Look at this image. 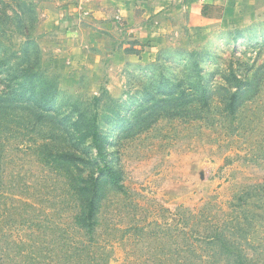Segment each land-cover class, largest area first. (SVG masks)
<instances>
[{"label": "rangeland", "instance_id": "374dc122", "mask_svg": "<svg viewBox=\"0 0 264 264\" xmlns=\"http://www.w3.org/2000/svg\"><path fill=\"white\" fill-rule=\"evenodd\" d=\"M192 1L0 0L4 264H264V0Z\"/></svg>", "mask_w": 264, "mask_h": 264}, {"label": "trees", "instance_id": "16d2710c", "mask_svg": "<svg viewBox=\"0 0 264 264\" xmlns=\"http://www.w3.org/2000/svg\"><path fill=\"white\" fill-rule=\"evenodd\" d=\"M213 8H214V7H213V5H211V4H204V5L202 6V8H201V15L204 16V17H208V18L211 17V16H210V13H211V10H212ZM218 8L220 9V7H218ZM94 118H95V117H94ZM94 118H93V120H94ZM91 131H92V133L94 134V136H96V128H95V125H94V126L92 125V129H91ZM97 147L99 148V145H98ZM102 154H103V152H102ZM98 155H100V150L98 151ZM100 156H102V155H100ZM105 177H109V179H111V181H112L113 183H117V181L120 179V178H119V174H117V172H116L112 167H110L108 164L104 163L103 166L100 168V175H99V177L95 178L93 181L91 180L90 189H89V188L85 189V192H86V194H87V206L85 207L84 218H85V220L87 221V222H85V223H86L87 225L90 226V227L85 226V227L87 228V230L85 231L86 234H89V233H91V232L93 231V227H94V225H93V227H91V226H92V224H93V221L95 220V216H96V212H97V202H98V200H99V198H98V196H97V190L101 187V182H100V180H101L102 178H105ZM85 181H86V180H85ZM85 181L82 180L81 182L86 183ZM85 223H84V224H85ZM79 225H80V224H79ZM77 226H78V225H77ZM78 227H79V226H78ZM208 237H209V236H208ZM217 240H218L219 242H221L220 237H219V234L214 233V234L212 235V237L209 238L208 240L206 239L205 242H206V244H214V242L217 241ZM26 242H27V243H26ZM18 243H22V244L26 243V247H25V249L28 248V250H31V249H36V248H37V246H38V244H39V241H36V240L32 237V235H29L28 239H27V237H26L25 240H23V239H12V245L15 247V250H16V248L19 246ZM41 244H42V243H41ZM45 244H47V242H45L44 245H45ZM21 249H22V247H21L19 250H21ZM46 250H47V251H50V250L47 248V246H46ZM20 254H21V255H23V254H29V256L31 257V258H29L30 262H34V261H35L36 264H43V263H44V262H42L41 260H39L38 257L35 256L34 254L29 253V252L24 253V250H22V251L20 252ZM50 255H51L52 258H56V257H58V256L55 255V254H51V253H50ZM211 257H212V255H211ZM197 259H198V260H201L202 257H197ZM237 261L239 262V261H242V260H240V259L238 258ZM11 262H14V264H20V259H16V258H14V259H11ZM0 264H4L3 261H0ZM7 264H8V263H7ZM179 264H181V263H179Z\"/></svg>", "mask_w": 264, "mask_h": 264}, {"label": "crops", "instance_id": "0c3cea01", "mask_svg": "<svg viewBox=\"0 0 264 264\" xmlns=\"http://www.w3.org/2000/svg\"><path fill=\"white\" fill-rule=\"evenodd\" d=\"M197 3H198V7H197ZM204 4H211V3H207L206 1H203V0H200V1H192L191 3H190V6L189 7H193V6H195V7H197L198 9H195V10H197V12L199 13V15L201 16V17H204V16H202L201 15V8H202V6L204 5ZM211 5H213V10H215L218 6L216 5V4H211ZM220 7V6H219ZM221 8V15L223 14V6L222 7H220ZM196 12V13H197ZM220 15V14H219ZM210 16H211V13H210ZM206 18H208V17H206ZM210 18V17H209ZM73 20H75V23H74V25L75 24H77V19L75 18V19H73Z\"/></svg>", "mask_w": 264, "mask_h": 264}]
</instances>
